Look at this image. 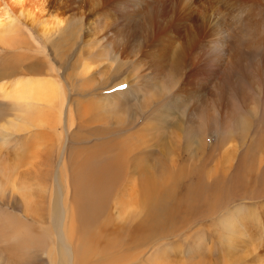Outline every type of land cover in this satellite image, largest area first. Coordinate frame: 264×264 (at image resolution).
I'll return each instance as SVG.
<instances>
[{
    "label": "rangeland",
    "instance_id": "obj_1",
    "mask_svg": "<svg viewBox=\"0 0 264 264\" xmlns=\"http://www.w3.org/2000/svg\"><path fill=\"white\" fill-rule=\"evenodd\" d=\"M42 2L28 0L26 4L30 33H34L45 51L40 54L29 51L28 60L38 55L33 59L39 66L24 75L46 76L44 79L51 80L56 76L64 85L76 117L69 133L68 150H64L65 158L73 155L78 165L86 157L95 160L111 155L117 159L118 155L125 164L122 178L111 190L112 205L107 208L112 212L97 216L83 230V236L92 237L96 245L124 246L129 264H152L156 250L172 245L185 250L186 264H264V72L249 80L250 96L246 100L229 92L225 107H231L233 118L223 117L222 101L215 96L214 88L219 76H210L196 95L193 91L187 93L192 86L191 71L201 76L193 59L189 57L188 64L182 62L185 66L181 63L183 68L179 66L175 72L161 67L159 56L149 48L147 28L137 19L128 18L133 10L131 5L125 6L119 0H56V7L43 11ZM4 7L13 13L15 5L6 1ZM44 19L53 24L57 19L65 20L62 28L52 30L55 35L51 40L46 39L51 35V26L45 25ZM101 42L106 51L97 54ZM199 45L198 52L205 46L203 42ZM261 47H255L249 54L247 62L254 71L264 61ZM7 58L14 61L16 57L10 52L4 56L0 51V68ZM85 61L89 63L88 69L81 68ZM0 76V83L12 92L11 84L17 76ZM121 85L126 87L121 90ZM125 90L123 110L112 113L101 106V97ZM190 95L201 105H194ZM146 97L149 106L145 104ZM6 110L0 105V124L10 113ZM58 146L54 148L49 169L59 166ZM227 148L230 161L226 163ZM156 156L168 159L166 162L176 175L170 181L172 186L160 188L155 199L162 211L171 206L176 212L161 222L156 220L161 215L156 210L150 216L149 212H137L130 220L120 222L114 211L119 208L118 202L125 203L126 197H120L127 190L134 192L137 201H141V191L146 190L154 201L152 188L144 186L148 169L138 166L141 160L152 166L158 161ZM67 163L70 172L67 174L71 175L72 160ZM160 167L157 171L153 169L157 176H162ZM217 167L220 168L217 176H207L210 169ZM45 179L47 193L40 200L46 203L49 212L53 211L51 198L56 185L50 174ZM11 199L12 203L4 206L24 214L18 202ZM231 211L239 213L235 232L238 236L228 228ZM48 212L43 217L44 224L58 230L59 219ZM23 217L37 223L30 216Z\"/></svg>",
    "mask_w": 264,
    "mask_h": 264
},
{
    "label": "bare ground",
    "instance_id": "obj_2",
    "mask_svg": "<svg viewBox=\"0 0 264 264\" xmlns=\"http://www.w3.org/2000/svg\"><path fill=\"white\" fill-rule=\"evenodd\" d=\"M6 1L15 5L13 13L4 7ZM119 1L125 6L131 5L133 10L129 11L128 18L137 19L149 31V48L159 56L161 67L168 72L169 68L175 72L180 69L179 66L183 68L182 62L187 63L189 57L193 59L194 68L199 69L201 76L197 77L195 72L191 71L192 86L187 93L193 91L196 95L198 89L207 85L210 76H219L214 86L217 90L215 96L222 101L223 117L233 118L234 112L231 107L229 105L225 107L229 92H234L235 97L240 96L246 100L250 96L249 80L264 72V61L256 71L247 62L249 54L255 47H264V0ZM27 2L28 0H0V49L9 51L16 57L14 61L10 59L8 72L4 71L5 75L25 76V73H32V70L39 66V63L33 59L38 55L28 60L29 51H35L37 54L45 51L41 43L38 52L36 49L38 46L30 42V21L28 20L30 14L27 13ZM56 6V0H43L41 3L43 11H50ZM56 21L53 24L44 19L45 25L51 26V35L46 39L51 40L50 38L55 35L51 33L52 30L62 28L65 20L57 19ZM202 42L205 46L198 52L199 44ZM103 43L99 45L101 50L97 54L106 51ZM11 47L13 48L6 50ZM80 65L82 69L89 68V63L86 61ZM55 70L57 71L58 68L55 67ZM44 72L46 74L47 71ZM54 75L55 73L53 77ZM33 77L34 82L21 83V86L15 88L10 94H5L3 86H0V105L9 109L10 112L7 119L0 124V198L2 200L0 204V264H89L92 253L90 248H82L85 243L83 230L94 221L97 205L95 192L110 183V188L102 192L101 200L104 208L111 207V188L119 178H122L125 164L122 159H118V155L117 159H113L111 155L95 160L86 157L78 165L73 155L70 159L67 156L65 158L64 150H68L71 140L69 133L76 123L74 106L69 102L63 83L56 80L59 77L55 76L53 80L46 79L45 82L38 81V76ZM172 79L175 81L174 78ZM126 92L125 90L101 97L99 99L103 102L101 106L112 113L119 109L123 110L125 105H123L122 97ZM190 96L193 100L194 96ZM145 102L148 106L150 105L147 97ZM193 104L201 105L198 100H193ZM59 109L66 112L58 113ZM203 132L204 130L201 135ZM60 138L64 141L61 142ZM56 145L59 151L56 156L59 166L49 169L48 164L55 156ZM227 151L226 163L230 161L229 148ZM156 159L158 161L152 163V166L145 165L142 160L138 166L139 169H148L146 172L149 177H146L145 186L152 188L154 201H151L150 193L146 190L141 191L140 202L133 195L134 192L130 193L131 190H127L128 201L134 203V206L153 202L155 207L163 208L155 197L160 188L172 186L170 181L176 174L167 164L168 159L161 160L157 156ZM68 160L69 162L72 160L73 163L71 175L67 174ZM156 166L160 167L159 173L163 178L153 173L154 168L156 171L158 169ZM219 170V167L212 168L207 176L215 177L219 174ZM48 174L52 176L56 185V193L51 198V208L55 213L48 212L46 203L40 200L47 193L48 180L45 178ZM138 191L137 194H140ZM11 198L18 202L25 215L34 218L38 224L23 217L24 214L12 212L9 206H4L12 203ZM67 198L70 201L69 210L66 208ZM166 208V211L161 210L163 221L176 212L174 207ZM107 211L111 212L108 208ZM46 212L59 219L58 230L44 224L43 217ZM230 213L235 214L238 220L237 211ZM238 227L237 221L228 226L230 232L234 234ZM90 241L95 242L93 238ZM73 246H75V254L72 261ZM165 250L166 248L160 249L157 255L164 256ZM95 254L99 264H125L113 254H105L102 259L96 251ZM173 262L161 261L162 264H173Z\"/></svg>",
    "mask_w": 264,
    "mask_h": 264
},
{
    "label": "crops",
    "instance_id": "obj_3",
    "mask_svg": "<svg viewBox=\"0 0 264 264\" xmlns=\"http://www.w3.org/2000/svg\"><path fill=\"white\" fill-rule=\"evenodd\" d=\"M30 42L36 46H38L36 49L37 51L39 52L40 51V41L35 37L34 33H31L30 34ZM13 47L11 48H8L6 50H10L12 49ZM1 51V49H0ZM9 51H2V54H5L8 53ZM9 61H10V58H7V62L5 64L2 65V68H0V74L1 75H4V71L8 72V67H9ZM11 76H14V75H11ZM38 81H41V82H45L46 79H43L41 80L39 77L37 78ZM0 81H2V78L0 76ZM34 82V77L33 76H17L15 78V80L12 82L11 86L13 87L12 88V92H14L15 88H19L21 86V83H32ZM0 86H3V90L5 92V94H10L11 91H7L5 89V85L0 83ZM60 112H66V111H62L61 109H59L58 113ZM142 178H145V177H142ZM111 182H113V180H111ZM146 185V182L144 183V186ZM110 183L109 185L105 186L103 189H97V191L95 192V198H96V201H97V205L95 206V215L93 217V219L95 220L97 216L99 215H102V214H106L108 213L109 211L105 212L104 213V206H103V201L101 200V196H102V192L106 189V188H110ZM146 187V186H145ZM112 190V188H111ZM144 191V190H142ZM64 194H66L64 192ZM126 197V201H124L125 203L123 202H118L119 203V208H115L116 210L114 212H116L117 216H118V220L120 222H124L126 220H130L131 218H133V214L134 213H137V212H142V213H145V212H149L147 215H153L155 210L156 211H160L159 214L162 215L161 213V209L159 207H155L154 206V203H147V204H143V205H139V204H135L136 206H134V203H130L128 201V195L127 194H124L123 196H121L120 198H124ZM138 198V197H137ZM154 198V197H153ZM116 204V203H115ZM111 205H112V199H111ZM68 210L70 209V201L68 200L67 198V207H66ZM112 212V211H111ZM137 213V214H139ZM161 215L157 217V221L158 222H161L162 219H161ZM228 215H231V219H229V224L233 223V222H236L237 221V218L235 217V214L233 213H228ZM83 225H84V222H83ZM90 239H92V237H88L86 238L85 237V243L83 245L82 248H90L91 250V253H92V256H91V260L89 262V264H99L96 260V254H95V251L97 252V255L100 256V259H102V257L105 255V254H113V255H119V256H116L120 261H123L125 262V264H129L130 260L128 261L127 258H129V256L127 255V251L126 249H124V246H116V247H119V248H116V247H112V245L109 247L108 246H101V245H96V242H91ZM88 243H87V241ZM112 243V242H110ZM104 247H107V248H104ZM114 248V249H109V248ZM121 248V250H120ZM166 250L164 252V256L162 255H157V253H154V262L152 264H162L161 261L162 260H166V261H174L173 264H186L187 260H184V252L185 250L184 249H181V248H178V246L176 247L175 245H172V246H167L165 247ZM124 249V250H123ZM160 249L156 250V251H159ZM118 251H120V253H118ZM75 252V246H73V249H72V254H73V257H72V261L74 259V253ZM179 257V258H178ZM134 260H136V258H134ZM198 264H201V263H198Z\"/></svg>",
    "mask_w": 264,
    "mask_h": 264
},
{
    "label": "snow or ice",
    "instance_id": "obj_4",
    "mask_svg": "<svg viewBox=\"0 0 264 264\" xmlns=\"http://www.w3.org/2000/svg\"><path fill=\"white\" fill-rule=\"evenodd\" d=\"M125 87H126L125 85L120 86L121 90H123Z\"/></svg>",
    "mask_w": 264,
    "mask_h": 264
}]
</instances>
